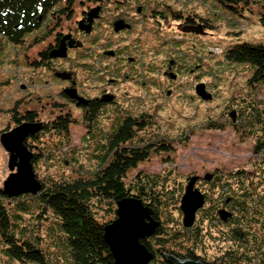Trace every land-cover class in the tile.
I'll use <instances>...</instances> for the list:
<instances>
[{
  "label": "rangeland",
  "instance_id": "1",
  "mask_svg": "<svg viewBox=\"0 0 264 264\" xmlns=\"http://www.w3.org/2000/svg\"><path fill=\"white\" fill-rule=\"evenodd\" d=\"M144 5V11L137 14L138 7ZM98 6H103L104 12L95 21L93 32L86 34L80 31L79 22L83 14ZM236 6L235 9H226L214 0H132L131 4L125 5L121 0H72L69 16L63 15L61 19L53 17L47 31L27 37V41L20 46L0 37V137L17 126L14 110H17L18 116L35 111L38 121L45 124H50L60 115L70 114L73 122L69 129V141L54 131L45 132L39 140L31 141L34 154L45 152L47 146L54 149L50 157H41L34 164L37 178L44 185L52 183V180L75 179L79 177L78 163L84 171L91 172L98 164L95 155L102 149V141L105 142L112 134L118 116L114 108L107 105L97 121L86 119L81 110L64 98V83L57 79L55 73L63 70L76 72L82 89L87 95L96 97L101 90H110V80L116 77L114 68L117 66L123 74L116 90L122 96L119 107L127 109L129 106L131 112L136 110L148 114L154 123L148 131L149 137L153 140L162 137L173 144L169 153H153L149 161L129 173L128 183L152 177L164 181L167 178L170 186L176 190L178 185V191L183 194L187 186L186 177L190 175L212 172L216 167L225 169L230 164L248 163L252 141H241L242 133L231 125L228 111L233 108L244 110L245 107L239 109L236 106H241L243 98L247 102L244 105H249L251 73L243 66L228 63L225 52L239 42L263 43L264 26L260 21L262 5L258 0H249L247 4L236 3ZM122 14L132 18L133 29L115 33L113 23ZM188 18L203 22L205 29H210L207 35L183 32V21ZM68 33L75 34L83 41L84 47L71 50L70 58L61 63L42 65L41 54L51 49L53 39ZM96 40L99 43L91 45ZM116 49L125 55L123 59L103 55L105 51ZM88 53H91V59L84 60L82 56ZM128 57L136 58L137 62L129 63ZM171 59L179 60L188 69L200 64L201 67L195 71L202 70L197 75L187 74L190 77L188 85L180 87L179 81L169 82L162 76L161 71ZM143 60L150 74L142 78ZM93 65L98 67V72L89 71ZM126 75L129 78L139 75L146 85L136 87L124 77ZM195 77L208 83L210 92L215 94L213 101L199 102L195 99L193 89L188 88L195 86V81L191 80ZM171 90L173 92L168 95ZM261 92L260 111L264 109V87ZM252 103L257 104L254 98ZM60 142L63 146L66 144V162L58 151ZM8 161L9 153L0 143V190H3L4 182L10 175ZM250 192L253 193L254 189ZM35 200L24 197L20 201L11 199L4 202L11 211L20 203L30 210L32 207L31 214L22 215L19 230H25L30 241L40 240V249L46 256L50 255L53 262L56 260L54 246L59 237L55 218L51 211L33 208ZM152 204L159 211H155L158 215L165 214L160 205L154 201ZM101 216L105 223L115 220L113 216L108 217L106 211L101 212ZM174 216L178 217V214ZM261 227L264 230V222ZM151 238L150 243L153 244ZM212 247L214 243H210L211 252ZM3 248L0 241V264H19L4 256L1 253ZM259 254L260 260L264 259V249Z\"/></svg>",
  "mask_w": 264,
  "mask_h": 264
},
{
  "label": "trees",
  "instance_id": "2",
  "mask_svg": "<svg viewBox=\"0 0 264 264\" xmlns=\"http://www.w3.org/2000/svg\"><path fill=\"white\" fill-rule=\"evenodd\" d=\"M71 1L69 0L67 7L62 8L61 14L70 15ZM245 1L246 4L249 2ZM60 2L61 0H0V35L7 42L19 46L24 42V38L33 32H43L47 15ZM258 2L262 5L260 21L264 26V0ZM217 4L226 9H233L224 4ZM60 13L54 15V18L61 19ZM188 21L194 22L191 18H188ZM95 44L97 42L91 45ZM225 56L228 63L243 66L250 73L254 72L251 84L254 82L264 85V42H239L230 47ZM98 70L95 65L89 69L94 73ZM100 105L102 104L95 103L92 107L90 121H97L102 108ZM236 106L245 107L243 109L249 121L263 119L255 110L250 109L249 105ZM14 113L17 126L26 122L39 123V116L35 111H27L21 116L17 115V110H14ZM133 115L135 120L128 118L119 130L106 138L105 142L102 141V149L95 155L98 164L91 172L84 171L83 166L78 163L79 177L62 181L52 180V183L43 184L38 195L29 194L14 198V201H20L21 198L32 197L36 199L33 208L52 212L59 234L54 246L56 260L52 262V257L44 254L39 247L40 240L30 241L25 230H19L22 215L31 214L32 207L30 210L27 205L20 203L11 211L4 202L11 199L3 194V190H0V241L4 245L1 253L19 264H114L113 255L104 238V228L109 223L104 222L101 212L106 211L108 217L117 219L118 202L135 197L145 206L152 208L154 219L160 223V228L151 238L153 244L150 243V238L143 242L154 255L150 264H170L167 257L215 264L216 260L210 263L211 261L207 262L198 257L201 248L210 249V243H214L213 252L208 249L203 255L210 254L218 259L227 249L221 258V264H264V259L260 260L259 254L264 248L259 249L256 245L264 234L261 227L264 222V194H261L258 200H244V208H240V212H243L246 219L234 223L233 227L229 226L228 229L217 226L214 219H205L201 222L196 236L193 226L185 228L181 221V202L185 192L182 194L178 191V185L175 190L167 178L164 181L155 177L141 182H127L129 173L149 161L153 153L164 154L173 150V144L169 143L168 139L158 137L153 140L147 130H143L146 126L143 121L149 123V130L154 124L148 114L135 110ZM72 122L70 114L56 117L50 124L45 125L38 137L28 139L29 149L32 151L31 141L39 140L42 134L49 131H54L69 141ZM65 146L60 142L61 148L58 151L66 162L68 153L65 152ZM44 150L40 155L34 154L33 164H37L41 157H50L54 149L47 146ZM232 190L226 185L221 188V193L224 196L231 194ZM240 200L243 202V199ZM153 201L160 205V210L166 211L164 215H158L159 211L153 206ZM175 214H178V217L174 216ZM244 232L248 234L246 237ZM260 242L264 245V241Z\"/></svg>",
  "mask_w": 264,
  "mask_h": 264
},
{
  "label": "flooded vegetation",
  "instance_id": "3",
  "mask_svg": "<svg viewBox=\"0 0 264 264\" xmlns=\"http://www.w3.org/2000/svg\"><path fill=\"white\" fill-rule=\"evenodd\" d=\"M214 1L216 4L217 3L224 4L226 6L233 8V9L237 8L236 3L246 4L245 0H214ZM68 2H69V0H61V2L58 3V6L53 8L52 12H50L47 15V17L45 19L46 23L44 24L45 28L43 29V32L47 31V29L50 27V22H51L52 18L54 17V15H58L61 12L62 8L67 7ZM121 2L124 3V5L126 3L131 4L132 0H121ZM96 8H100V15L102 14V12H104L103 6H98ZM96 8H92V9H90L89 12H85L83 14L84 16H83L82 21H84V23H85L84 25H87L89 23L88 14L93 9H96ZM144 9H145V5L139 6L137 9V14H141L144 11ZM100 15L93 22L92 32L94 29V23L97 19L100 18ZM60 16H63V14L60 13ZM40 21H41V19H40ZM118 21H124L126 24H130L132 27L131 29H133V24H132L133 21L129 15H126V14L119 15L118 18L115 19V22L113 23V27L115 26V23ZM183 22H185V26L183 28V32H185V33L195 34L194 32H186L185 31L186 28L196 27V26H200V25L203 27L204 30H206V31H204L206 35L208 32L207 30H210L208 28L205 29L204 23L202 22L203 23L202 24L198 20H195L194 22H190V21H188V19H185ZM131 29L123 30L121 32H123V33L128 32ZM82 32L86 33L85 31H82ZM39 33H41V32L35 31L27 37L38 35ZM67 35L72 36V38L67 39L68 40V41H66L67 44L69 43L70 40H75L76 42L80 41L83 43V41H81L77 36H75V34L72 35V34L68 33V34L63 35V36H56L53 39L54 44L52 45V47L50 46L51 49L48 51H45L41 54V58H42L41 61L44 60V63L42 65H47V64L53 63V62L61 63L65 60H67L68 58H70L69 56L72 52L71 50H77V49H81L84 47V46L80 47V48L68 47L67 57L56 58V59L50 58V52L54 49L59 48L61 45V41ZM196 35H198V34H196ZM199 35H203V34H199ZM0 37L3 38L1 35H0ZM27 37L24 38V41H27L26 40ZM124 41L125 40H122V42H124ZM96 42L98 44L99 40H96ZM228 50H229V48H228ZM227 51L225 52V54L227 53ZM222 53L223 52H221V54ZM103 55L106 57H111V58L116 59V60H121V59H123L122 56H125L124 54H122L121 50H119V49L105 51ZM91 57H92L91 53L87 54V55L84 54V56H82V58L84 60H90ZM127 60L131 64H134V62H137V59L134 57H128ZM145 64H146V62L143 60V63L141 64L144 67L142 69L143 70V76H141L142 78L147 73L150 74L149 67L148 66L145 67ZM85 65H88V64H85ZM185 67H187V66H185V64L182 65V62H180L179 60L171 59L166 64V68L161 71L162 76H164L169 82L179 81L180 87L185 88L184 85H188V80L190 78L189 76H186V75L187 74L197 75V73H199V71L202 70L200 68V69H198V71H195L196 68L201 67L200 64L194 66L195 68L188 69ZM114 69H115L114 74L116 77L112 78L110 80V83L112 84L110 90H107L108 88H105L104 91L101 90L100 95H98L96 97H91V96L87 95V93L82 89V82H81V80H80V78L76 72H74V71L70 72V71L63 70V72H56L55 73V76L57 77V79L64 83V88H63V92H62V95L64 96V98L66 100H68L69 103L75 105L79 110H81L86 119H89L91 109L95 105V103H97V104L101 103L102 104L99 106V107H102L101 111L107 105H110L112 108H114L113 110L117 114L118 117H117L116 122L114 124L115 128H114L112 134L115 131L119 130L120 127L123 126L124 121L127 120L128 118L131 119L132 121L136 119V117L133 115L134 112H131L132 111L131 107L128 106L127 109L124 107H119V105L121 104L120 101H121L122 96L119 95V93L116 90H117V86L119 85V82L121 81V79H123V74H122V71L119 69V67L116 66ZM61 73L69 74V75H71V77L69 79H63L59 76V74H61ZM253 74H254V72H252L250 74V79L248 82L249 83V96L248 97L250 99V100H248V103H249V106L251 107L250 109L255 110L260 115L259 117L262 116L263 119H261V121H259V120L249 121V120H247V117L245 116L246 112L244 110L238 111L237 109H231L228 111V116H230V118L232 119V122H230L231 125L234 127H237V129L242 133L241 134V141H244V142H246L248 140L252 141L251 152L248 153V155H249L248 157L250 160L248 161V163L244 162V163H239L237 165L230 164V166H225L224 167L225 169H222V167H216L212 172L195 173L193 175L186 177L187 185L192 178H197L196 183H195V189H197L198 191H200L203 194L204 200H205L203 207L201 209H199L196 213V218H195V222L193 225V231L196 234V236L198 235L197 234L198 230L201 227V222L205 219H207L208 221L210 219H214L215 220L214 222L217 223V226L220 225L221 227H223V229H228L229 226L233 227L232 225L234 223H238V222L246 219L244 217V215L242 214L243 212L242 213L240 212V208L241 209L244 208V206H243L245 204L244 200L246 198L258 200L260 198V195L264 194V109L262 111H260V104H261V98L260 97H261V94H262L261 91H262V88L264 87V85L256 84L254 82H253V84H251L250 82L252 80ZM124 77L127 79H130L136 87L140 86V85H143V86L146 85V83L142 81V78L139 77V75H135V76H132L130 78H129V75H126ZM198 78L195 77L196 80L191 79V80L195 81L194 87L188 86V88L190 90L193 89L194 94H196L195 99L199 100V102L213 101L215 99V96H214L215 94L210 92L209 88H211V87L208 85V83L206 84L205 82H203L202 79L197 80ZM91 80H92V78H90V81ZM182 81H185L184 84L182 83ZM197 83L206 85V92L209 93L210 95H212V99L210 101L203 100L202 97H200L197 94V86H198V85L196 86ZM71 89L76 90L77 94L80 97L85 98L86 100L89 101V104L87 106L81 105L80 107H78L77 106L78 101L72 100L67 95V93L65 92V90H71ZM172 92H173V90L169 91L168 95H170ZM105 95H110L113 98L112 101L109 103H104L102 101V98ZM101 96H103V97L101 98ZM253 98H254V103H257L256 105H254L252 103ZM243 101L244 102H242V104H247V102L244 98H243ZM239 109H242V108H239ZM100 112H99V114H100ZM120 117H122V118H120ZM39 122H41V121H39ZM143 123L146 125L143 130H147V132H148L149 131V129H148L149 123L144 122V121H143ZM43 124H44V128H45L46 124L45 123H43ZM41 133L42 132H40V134ZM33 137H35V136H33ZM30 138H32V137H30ZM227 155H230V154L227 153ZM226 185L231 187L233 190H232L231 194L229 193V194L223 196L221 193L222 192L221 188L223 186H226ZM250 188L254 189V192H258V193L254 194V192L253 193L250 192ZM240 199H243V202ZM256 213L258 214L259 212H256ZM225 231H227V230H225ZM247 235L248 234L244 232V236L246 237ZM260 241H264V234H263L261 240L259 239L258 242L256 243V245H257V247H259V249H261L262 247L264 248V245H262ZM208 249L209 248H201L200 253H198V257L205 259L207 262L211 261L210 263H212L216 260L214 262L215 264H221V262H222L221 258L224 257L227 249L224 251V253L222 255H220V257L218 259L214 258L210 254L203 255V253L208 252ZM209 251H210V249H209Z\"/></svg>",
  "mask_w": 264,
  "mask_h": 264
},
{
  "label": "water",
  "instance_id": "4",
  "mask_svg": "<svg viewBox=\"0 0 264 264\" xmlns=\"http://www.w3.org/2000/svg\"><path fill=\"white\" fill-rule=\"evenodd\" d=\"M99 15L100 8L93 9L88 14L89 23L84 25V21L79 22V29L90 34L93 22ZM131 28L130 24L118 21L115 23L114 31L119 33ZM185 31L205 34L201 25L186 28ZM69 38H72V36L67 35L64 37L60 47L50 52V58H65L67 57L68 47L80 48L84 46L82 42H76L75 40H70L67 44L66 41ZM59 76L63 79L71 77V75L64 73L59 74ZM65 92L72 100L78 101V107L89 104V101L80 97L76 90H65ZM197 94L205 101L212 99V95L206 92L205 84L197 86ZM112 99L110 95H105L102 101L109 103ZM43 129L44 124L41 122H26L3 133L0 137L1 145L9 153L8 169L10 175L4 182L2 191L9 199L29 194L38 195L42 190L43 184L37 178L34 169V153L29 149L27 141L30 137H38V133ZM196 179L192 178L189 181L181 202L185 228H191L194 225L196 213L203 207L205 202L203 194L195 189ZM117 206V219L104 228V238L113 255L114 264H150L154 260V255L143 242L153 237L160 228V223L154 219V211L135 197L123 199L118 202ZM167 260L170 264H204L200 261H182L173 257H167Z\"/></svg>",
  "mask_w": 264,
  "mask_h": 264
}]
</instances>
